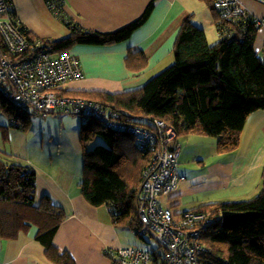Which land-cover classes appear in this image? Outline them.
Segmentation results:
<instances>
[{
  "label": "trees",
  "instance_id": "16d2710c",
  "mask_svg": "<svg viewBox=\"0 0 264 264\" xmlns=\"http://www.w3.org/2000/svg\"><path fill=\"white\" fill-rule=\"evenodd\" d=\"M201 1L211 11L218 34L221 18L213 7L214 0ZM154 7L152 0L136 20L109 33L84 30L65 20L60 10L63 17L60 19L69 32L66 37L40 39L27 28L16 25L27 45L36 47L39 43L53 56H58L77 45L103 47L127 41L145 24ZM222 25L227 26L229 36H219L215 44L209 45L204 31L197 28L190 17L184 19L173 44L172 64L139 89L117 94L65 89H57L55 93L98 102L132 122L159 120L176 131L179 144L189 136L214 138L217 154L230 153L238 148L248 117L255 112L264 113V58L256 49L259 30L252 22L225 20ZM244 25L246 32L240 33ZM0 45L6 51L5 45L1 42ZM31 55L28 48L22 56ZM147 64L142 51H128L125 58L128 71L138 74ZM0 111L9 117L10 127L23 132L27 131L29 123L25 114L30 111L35 114L16 107L2 95ZM82 118L78 130L83 157L81 195L90 207L106 208L113 225L129 228L145 240L139 234L136 213L142 172L149 165L151 154L139 151L131 135L108 129L92 118ZM96 136L105 144L88 150L87 143ZM35 189L33 168L8 159L0 161V239H14L19 233L36 227L35 239L42 245L49 263L75 264L68 252L59 251L53 244L67 215L48 196L37 198ZM191 211L208 213L213 219L201 231L200 242L206 250L199 255L200 264H264V170L260 191L254 197L203 204ZM222 212L247 217L224 228Z\"/></svg>",
  "mask_w": 264,
  "mask_h": 264
},
{
  "label": "crops",
  "instance_id": "0c3cea01",
  "mask_svg": "<svg viewBox=\"0 0 264 264\" xmlns=\"http://www.w3.org/2000/svg\"><path fill=\"white\" fill-rule=\"evenodd\" d=\"M10 1L13 5L10 20L14 24L27 28L40 39L53 40L69 34L61 21L63 17L84 30L109 33L136 20L152 0H61L63 17L56 16L60 22L52 17L50 12H53L44 0H24L29 12L35 15L33 25L18 17L23 10L21 0ZM238 2L253 16L264 18V0ZM154 4L148 20L127 41L113 46L73 47L70 53L78 59L82 78L67 82L60 89L117 94L143 87L172 64L174 41L183 20L188 17L204 31L208 44H215L211 28L213 15L203 1L154 0ZM256 49L259 55L264 50V29L257 33ZM129 50L142 51L147 58L146 69L138 74L125 67ZM10 125L0 111V161L8 159L33 168L37 198L48 196L67 215L53 239L59 251L68 252L75 264H114L106 255L107 250L136 247L135 240L121 238L120 230L124 228L112 224L106 208H92L86 203L79 190L81 170H48L43 164L45 155L39 154L38 145L43 148L46 136L36 142L28 131ZM181 140L177 158L179 175L180 170H214L213 180L220 185L189 191L196 183L186 175L179 176L176 190L167 198L178 197V200L170 207L162 206L171 209L175 216L203 204L244 201L259 193L264 170L263 112L248 117L239 146L230 153L217 154L214 138L189 136ZM36 234L37 228L31 227L14 239H0V264H51L35 239Z\"/></svg>",
  "mask_w": 264,
  "mask_h": 264
},
{
  "label": "built area",
  "instance_id": "2783aa9c",
  "mask_svg": "<svg viewBox=\"0 0 264 264\" xmlns=\"http://www.w3.org/2000/svg\"><path fill=\"white\" fill-rule=\"evenodd\" d=\"M46 4L60 16L61 0H46ZM213 7L221 18L218 37L229 36L227 26L222 25L225 20L252 22L256 29H264V18L250 14L238 0H214ZM12 11L10 0H0V42L6 47L4 51L0 45V95L16 107L42 117L61 113L92 118L108 129L131 135L139 151L151 154L142 172L136 214L139 234L154 240L156 248H121L107 250L106 255L114 264H200L199 255L206 250L200 242L201 231L213 222L212 217L196 211L175 216L159 202L161 197L172 194L180 182L177 158L181 146L176 131L159 120L132 122L98 102L57 95L55 91L67 82L82 78L78 59L70 52L53 56L39 43L36 47L27 45L19 27L10 20ZM2 16L7 18L2 20ZM244 32L246 25L240 29V33ZM28 48L33 55L22 56Z\"/></svg>",
  "mask_w": 264,
  "mask_h": 264
},
{
  "label": "rangeland",
  "instance_id": "374dc122",
  "mask_svg": "<svg viewBox=\"0 0 264 264\" xmlns=\"http://www.w3.org/2000/svg\"><path fill=\"white\" fill-rule=\"evenodd\" d=\"M45 4V3H44ZM22 13L18 14V17L22 20H26L30 25H33L36 18L35 15L29 12V8L25 6V1L21 0ZM45 7L47 8L46 4ZM48 10V9H47ZM49 11V10H48ZM50 12V11H49ZM53 18L59 19L50 12ZM7 17L2 16L1 19L5 20ZM60 22V21H59ZM212 28L213 43H216L219 38L216 33L214 25ZM59 37V36H58ZM54 39H60L54 38ZM260 57L261 53H260ZM29 118V123L27 131L31 134L30 138L35 139L36 142L44 140L43 148H40L38 145V150L40 155H45L46 162L43 163L46 165L48 170H59L60 168H65L68 170H81L83 169V157L81 147L79 145V125L83 120L79 115L73 114H60L55 113L51 116L42 117L40 115L33 114L31 111L28 114H25ZM5 120H9V117L3 114ZM48 117V119H47ZM53 118V119H52ZM44 135V136H43ZM42 137V138H41ZM184 140H181L183 143ZM105 142L101 137L96 136L92 141L88 142L86 148L88 150L93 149L96 145H104ZM208 151V149H207ZM33 153H31L32 155ZM180 166V165H179ZM178 166V168H179ZM179 172V170H178ZM192 178L196 184L189 191L202 190V188L216 187L217 184L214 182V170H180V177L185 176ZM222 186V185H221ZM168 197H161L159 202L162 206L170 207L178 200V197H175L171 200L167 199ZM245 200V199H244ZM174 207V209H176ZM124 228V227H123ZM121 238L125 241L135 240L134 246L143 250H149L156 248L155 241L152 240L149 236L145 237V240H142L140 237L136 236L132 230L129 228H124L120 230Z\"/></svg>",
  "mask_w": 264,
  "mask_h": 264
},
{
  "label": "water",
  "instance_id": "95a60500",
  "mask_svg": "<svg viewBox=\"0 0 264 264\" xmlns=\"http://www.w3.org/2000/svg\"><path fill=\"white\" fill-rule=\"evenodd\" d=\"M246 214L233 213V212H222L221 224L222 227H229L235 225L246 218Z\"/></svg>",
  "mask_w": 264,
  "mask_h": 264
}]
</instances>
